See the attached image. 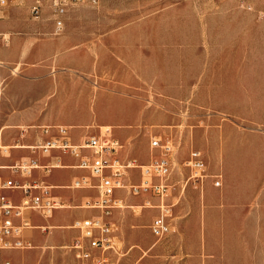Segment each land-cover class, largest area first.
I'll use <instances>...</instances> for the list:
<instances>
[{
	"label": "rangeland",
	"instance_id": "1",
	"mask_svg": "<svg viewBox=\"0 0 264 264\" xmlns=\"http://www.w3.org/2000/svg\"><path fill=\"white\" fill-rule=\"evenodd\" d=\"M8 11H0V22L12 20ZM29 13V24L44 31L36 35L37 42L50 43L51 55L36 62L44 69L42 74L26 72L31 68L26 61L10 74L28 83L49 80L67 90L27 103L40 107L38 117L53 119V124L3 130L11 115L0 111L1 148L29 145L26 141L36 137L42 125L74 127L71 135L77 141L82 136L104 137L107 127L114 135L130 129L134 136L128 146L135 147V159L143 165L161 157L160 150L151 149L155 139L169 138L175 144L172 187L164 195L165 205L172 207L171 233L160 240L152 235L150 226L161 213L158 195L127 194L138 202H125L124 208L113 211L109 221L115 246L95 251L96 264L99 260L101 264H264V0H101L97 6L67 8L63 17H55L50 9L39 19L30 9ZM57 20L64 22L61 32L56 31ZM130 27L143 33L122 35L127 39L117 45L105 43L111 33ZM61 39L65 43H59ZM80 52L90 54L84 71L83 64H76L81 68L76 69L72 61ZM122 66L127 69L116 77ZM130 69H138L135 79L128 76ZM6 84L0 82L1 105L7 100ZM72 88L98 90L115 99L103 98L94 107L79 105L73 100L79 93ZM59 96L69 101L61 109L64 112L56 105L53 114L50 108ZM125 106L134 107L137 114L122 113ZM24 151L31 150H12L9 155L20 157ZM195 151L205 157L201 182L189 181L191 172L185 167ZM0 157L8 155L0 149ZM130 175L133 184L140 183L139 170ZM235 191L240 193L236 197ZM242 194L251 198L246 212ZM9 195L19 198L16 191ZM60 204L95 216L101 213ZM35 219L38 224L50 223L41 216ZM64 230L75 231L70 243L35 242L33 250L0 252V262L82 264L72 249L80 231ZM54 231L42 234L47 237Z\"/></svg>",
	"mask_w": 264,
	"mask_h": 264
},
{
	"label": "built area",
	"instance_id": "2",
	"mask_svg": "<svg viewBox=\"0 0 264 264\" xmlns=\"http://www.w3.org/2000/svg\"><path fill=\"white\" fill-rule=\"evenodd\" d=\"M101 0H0V11L15 4L28 6L31 15L39 19L45 9H50L55 17H63L67 8L77 6H97ZM64 29V22L57 20L56 31ZM9 38L0 35V45L9 44ZM46 140L33 146V154L50 156L53 152H60L78 160L77 168L86 172L85 176L73 181L70 189L97 191L98 197L88 200L83 207L101 211V217L77 221L74 229L80 231L81 238L76 239L72 249L77 259L85 264H96L95 251L105 252L114 249L112 238L113 226L109 221L116 209L124 208V201L117 199L118 191H126L133 196L153 193L162 199L161 213L154 218L150 229L156 239L167 237L172 227L169 219L172 216V207L165 205V194L169 192L172 184L174 163L172 155L175 144L169 138L165 141L155 139L151 143L152 150H160L161 157H153L150 164H140L136 159L122 161L119 156L124 149L120 140L116 139L111 130L106 131L104 137L89 136L80 144H74L71 137V128L67 126L40 127ZM185 167L190 169L189 181L201 182L205 178V158L201 151L191 154ZM65 166L60 158L46 165L40 164L34 159H25L10 167H0V172L7 170L13 177L5 178L0 173V252L19 250H33L35 248L32 239L26 236L27 231L35 229L30 214L37 213L43 218H50L54 212L62 206L53 196L54 188L44 181L32 183H20L14 177L31 179L35 171H41L49 176L53 170L62 169ZM139 170L140 183L133 184L130 173ZM216 186L222 185L221 177L217 176ZM157 180V182H155ZM21 193V202L15 203L8 192ZM148 204V203H147ZM102 261H98L101 264ZM0 264H12L10 261H2Z\"/></svg>",
	"mask_w": 264,
	"mask_h": 264
},
{
	"label": "crops",
	"instance_id": "3",
	"mask_svg": "<svg viewBox=\"0 0 264 264\" xmlns=\"http://www.w3.org/2000/svg\"><path fill=\"white\" fill-rule=\"evenodd\" d=\"M32 2L33 0H29V5ZM29 5L28 6H17L15 4L11 5L10 7H8L9 8L8 12L9 15L12 17V20H10L9 22H0V35L10 36L9 44L0 45V63H2V65H0V82L1 83L2 81L7 82L5 86V97L7 100L4 101L2 105L0 103V111L5 114L11 115L8 116V119L6 120V127L3 128V130H5L6 128H24V126L27 125L29 126L34 123H39V124L55 123L56 121H54L53 119H40L37 115L39 114L40 107L39 108L34 107L28 105L27 103L31 101H36L37 97H48L52 93L61 94L67 90V86L63 84L59 85L58 83L56 82L53 83L52 81L49 80L39 82L38 84L33 82L28 83L27 80L19 78L17 76L16 77L12 76L10 74V72L14 68H15V70H13L14 72L19 70L16 69L15 66L16 65L20 66V61L31 62L30 64L31 68L26 70V72L28 71L29 74H42L44 72V69L37 66L36 62L37 61L41 62L44 58L51 55L50 43L45 44V43L37 42L38 38L36 35L44 33L43 29L40 26L29 24V20L27 21V17H29L30 14ZM131 30L132 27L126 29L125 31L111 33L112 36L108 37L105 43L117 45L123 39H127L122 35L131 34V33H143V32H135ZM135 40H137V38ZM61 42L65 43V40L61 39L59 43ZM87 54L88 53L80 52V53H76V55L73 56L72 61H73V65H75V68L78 67L76 64L81 63L84 65L83 67L84 69L83 68L81 69L79 67L76 69H81L82 71H84L89 67L90 54L89 56H87ZM122 69H127V66H122V68L116 72L117 75L116 77H118L121 74ZM128 73H129L128 76L130 78L135 79L139 74V71L138 69L135 70L130 69ZM72 90L75 91L76 93H79V97L77 99L73 98V100L74 101L76 100L79 105L80 104L84 106L92 105L94 107L95 105H98V103L103 98L115 99L107 94L100 93L98 90L91 91L88 88H82V89L72 88ZM59 97L58 100L55 101V105H53L50 108V112L53 114L54 111L56 112V105H57V111H62L61 110L62 107H64L67 101H69L66 99L64 100L63 96H59ZM127 112H130L131 114L134 115L137 114L136 109L134 107L129 108L125 106L124 112L122 113H127ZM112 119H114L116 122L125 121V120H116L115 118ZM40 127L41 128L46 127V125L39 126L38 129ZM70 128L72 132L74 127H70ZM108 128H110L109 130H112L111 127ZM39 130L40 131L38 132V135L36 137L34 135L33 139H29L28 141H26V143H28L29 145L27 144L25 145L19 144V145L25 146V149H29L30 147H32L33 143L34 144L43 143L47 137L46 135H44L41 129ZM119 136H121V138ZM133 136H134V131H131L130 129H121L115 132L114 137L120 140V142L124 145V149L121 151L119 156V158L122 161H126L128 159H135L137 157V155L134 153L135 147L133 145L128 146V141ZM87 137L89 136H82L81 139L78 141L72 138V142L74 144H80L83 141V139ZM30 143H32V145H30ZM13 150H22V149H13ZM11 151H9V153ZM12 157H13L12 154L10 155L8 154V157H6L7 159L0 157V167H10L13 166L15 163L21 162L22 160L25 159H34L37 160L40 164L46 165L50 162H54L57 157L60 158L65 168L58 170L55 169V171H52V173L49 176H45L41 171H35L31 179L18 177V179L23 180V182L19 181L22 184L32 183L34 181H44L46 184L54 188V190L52 191L53 196L60 203L78 204L79 208L84 209L83 205L86 201L94 199L91 197H94L95 195H97L98 197L97 191L81 190L83 193L63 191V189L65 188H68L69 190H73L69 188L71 186V185L69 186V184H72L75 179L85 176L87 174L86 172L79 170L77 168L78 160L74 159L69 155H64L60 152H53L52 155L50 156H44L40 153L35 155L31 151L30 152L24 151L20 157H16V158L14 157L12 158ZM143 162H146V160H143ZM229 172H230V168L228 166L227 173L229 174ZM0 173L5 178L13 177L11 173L7 170L1 171ZM208 186L210 190L208 192L207 200L211 202L213 200V192L211 191L212 185L209 184ZM84 192H96V194L92 195V194H86ZM118 192L121 193V195L116 196V198L123 200L124 203L138 202L136 198H129L128 197L129 194L126 191H118ZM237 192L238 191H235L234 193L235 197L240 194L239 192L238 193ZM8 194H10V192H8ZM18 194H19V198L13 199L17 204L21 202V193L18 192ZM241 197H242V202L244 203V212H246L245 209L246 203L248 204L251 198H249V196H246L245 194L244 195L242 194ZM101 214L102 213H100L99 216L97 215L95 216V214L92 212H86V211L80 212V211H73L71 209L62 208L55 211L52 217L44 218L50 221V223L38 224L36 223L35 217L40 215L37 213H31L30 218L31 221L33 222L35 229L33 231H27L26 236L32 239L34 244L35 242L38 244L70 243L72 237H74L75 235V231H66L64 229H74V224L77 221L100 218ZM250 219L251 217L247 219L248 225L251 224ZM149 221L150 219H148L147 223H150ZM50 229L56 230L53 233H51V236L49 235L46 237L45 235L42 234L43 232L45 231L47 232V230Z\"/></svg>",
	"mask_w": 264,
	"mask_h": 264
},
{
	"label": "bare ground",
	"instance_id": "4",
	"mask_svg": "<svg viewBox=\"0 0 264 264\" xmlns=\"http://www.w3.org/2000/svg\"><path fill=\"white\" fill-rule=\"evenodd\" d=\"M85 62V61H84ZM88 62V61H87ZM86 62V63H87ZM1 64V63H0ZM16 72V71H15ZM110 128H105L106 131H109ZM1 134V133H0ZM33 147V146H32ZM32 147H30L29 149H31ZM0 149H2L7 155L9 154V151L13 150V149H25V146H21V145H17V146H14V147H0Z\"/></svg>",
	"mask_w": 264,
	"mask_h": 264
}]
</instances>
